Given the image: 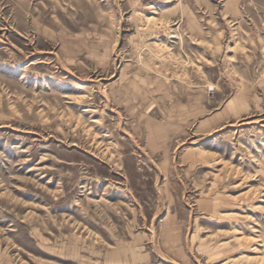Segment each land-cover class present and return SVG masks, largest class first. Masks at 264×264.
<instances>
[{"label": "rangeland", "instance_id": "rangeland-1", "mask_svg": "<svg viewBox=\"0 0 264 264\" xmlns=\"http://www.w3.org/2000/svg\"><path fill=\"white\" fill-rule=\"evenodd\" d=\"M0 264H264V0H0Z\"/></svg>", "mask_w": 264, "mask_h": 264}]
</instances>
